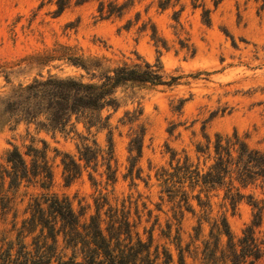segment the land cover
I'll use <instances>...</instances> for the list:
<instances>
[{"label":"rangeland","instance_id":"374dc122","mask_svg":"<svg viewBox=\"0 0 264 264\" xmlns=\"http://www.w3.org/2000/svg\"><path fill=\"white\" fill-rule=\"evenodd\" d=\"M40 1L0 0L1 101L34 78L97 80L65 59L43 62L46 55H58L59 46L97 57L104 67L130 64L137 56L150 63L159 59L165 79L174 80L121 87L119 107L104 108L103 124L89 130L83 121L73 122L75 131L61 132L16 123L0 113V250L15 239L34 197L47 191L67 197L76 210L85 208L84 218L94 213L97 200L124 207L133 238L151 243V253H169L171 264H207L212 250L219 256L227 237L219 235L218 247L213 243L223 217L238 249V239L264 205L263 183L241 189L252 198L232 210L224 186H193L188 178L180 182L184 175L175 167L187 156L193 167L208 169L212 151L210 157L197 151L205 135L213 142L216 134L236 132L251 148L264 151V0H219L217 5L199 0L198 7L192 0H171L165 9L159 0H133L120 17L107 18L99 15V0L72 2L59 15L53 2L40 6ZM110 1L127 0H103L105 5ZM206 8L209 23L202 15ZM80 136L97 143L96 159L88 165L78 159ZM136 136L142 148L134 160L136 150L130 149ZM29 146L45 153L39 160L51 171L49 190L41 188L40 176L31 175L20 178L17 188L9 187L4 170L12 168L6 154L17 147L32 170ZM64 153L80 165L70 184H65L62 161L70 159ZM254 237L264 247V210ZM254 264H264V255Z\"/></svg>","mask_w":264,"mask_h":264},{"label":"trees","instance_id":"16d2710c","mask_svg":"<svg viewBox=\"0 0 264 264\" xmlns=\"http://www.w3.org/2000/svg\"><path fill=\"white\" fill-rule=\"evenodd\" d=\"M46 1L57 6L54 13L59 15L72 2L80 5L89 0ZM129 1L133 0L121 4L110 1L105 5L103 0H99L97 10L101 18L113 15L120 17ZM192 1L193 7L199 6V0ZM170 2L171 0H159L158 6L165 9ZM218 2L219 0H213L214 5ZM43 4L44 0H41L40 6ZM209 13L207 8L202 12L206 23L210 21ZM59 48L58 55H46L42 58L43 62L65 59L69 64L91 73L97 80L84 81L80 77L54 75L34 78L25 85L20 84L3 101L0 100V113L16 123L23 120L35 123L39 128L61 132L75 131L73 122L83 121L89 130L96 124H103L100 112L104 108L119 107L117 91L121 87L128 84L170 85L174 80V77L165 79L159 59L150 63L137 56L136 62H122L114 67H104L102 60L97 57H83L77 55L72 48ZM80 138L81 144L77 146L78 159L88 165L96 159L97 143L86 136ZM205 140L204 145L197 146V151L207 154L208 157L212 151L213 163L203 171L198 166L193 167L186 156L182 164L175 167L184 175L179 177L180 182L188 178L193 186H224V198L234 210L240 200L245 197L252 198L241 189L258 180L264 185V151L251 148L236 132L231 136L216 134L213 142L205 135ZM141 142V136L132 140L133 147L130 150H136V154L131 159L136 160L141 156ZM109 143L111 146V139ZM27 154L32 156V170L27 167L17 147L7 152L6 161L11 165L12 172L5 169L4 175L10 177L9 187L17 188L20 178L40 176L41 188L49 190L52 174L46 163H40L44 160H39L45 158L44 151L29 146ZM64 154L70 159L69 162L62 161L65 184H70L79 175L80 165L67 153ZM235 182L239 187H235ZM198 200L200 201V197ZM95 202L94 213L84 218L85 208L76 210L65 196L47 191L34 197L27 207V215L17 229L15 239L1 248L0 264H171L169 253L164 252L161 255L157 250L151 253V243L142 241L139 237L133 238L124 207L118 208L98 200ZM105 205L108 206L103 211ZM253 205L256 207L257 203ZM1 208H6L4 202L1 203ZM263 210L264 205L258 207L253 224L238 239V249L233 242L226 218L223 217L213 244L218 247L219 235H225L227 248L220 250L219 256L215 255V250L207 253V264H254L260 259L264 255V247L254 237V229L261 224ZM24 238H30L29 244L24 242ZM209 245L207 243V247Z\"/></svg>","mask_w":264,"mask_h":264}]
</instances>
